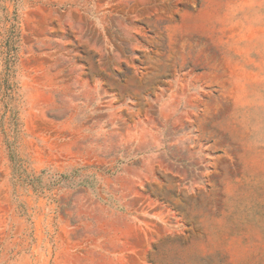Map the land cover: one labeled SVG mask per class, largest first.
I'll use <instances>...</instances> for the list:
<instances>
[{"label": "rangeland", "instance_id": "374dc122", "mask_svg": "<svg viewBox=\"0 0 264 264\" xmlns=\"http://www.w3.org/2000/svg\"><path fill=\"white\" fill-rule=\"evenodd\" d=\"M0 264H264V0H0Z\"/></svg>", "mask_w": 264, "mask_h": 264}]
</instances>
